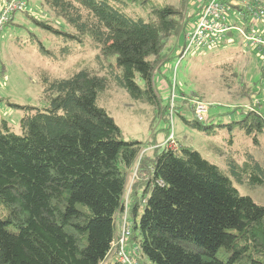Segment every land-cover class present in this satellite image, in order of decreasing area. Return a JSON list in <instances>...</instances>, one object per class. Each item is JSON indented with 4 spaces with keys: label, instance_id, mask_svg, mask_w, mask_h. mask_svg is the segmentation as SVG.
<instances>
[{
    "label": "trees",
    "instance_id": "1",
    "mask_svg": "<svg viewBox=\"0 0 264 264\" xmlns=\"http://www.w3.org/2000/svg\"><path fill=\"white\" fill-rule=\"evenodd\" d=\"M179 1L44 0L61 20L54 22L26 11V22L45 32L53 47L64 54L95 52L104 72L85 67L66 78L44 75L46 105H15L23 111L19 132L0 122V264L106 262L142 143L124 139L105 98L116 87L134 103L163 106L155 71L174 60L171 53L183 35L189 2ZM229 35L231 42L238 40L234 31ZM26 39L41 53L55 54L34 32ZM227 46L223 42L218 49ZM231 52L221 62L213 55L223 82L244 55ZM245 112L226 125H214L213 116L199 121L193 111L177 116L206 136L237 124L257 145L264 116L257 107ZM226 162L222 169L182 142L157 153L146 191L134 198L128 214L129 242L139 248V264H264V205L233 182L264 187V167L249 151L241 162Z\"/></svg>",
    "mask_w": 264,
    "mask_h": 264
},
{
    "label": "rangeland",
    "instance_id": "2",
    "mask_svg": "<svg viewBox=\"0 0 264 264\" xmlns=\"http://www.w3.org/2000/svg\"><path fill=\"white\" fill-rule=\"evenodd\" d=\"M7 1L0 0V9ZM27 1L26 10L16 12L13 22L0 33V68H4V72L0 74V122L8 121L16 132H19L23 111L15 105L39 108L46 105L42 95L44 75L51 79L66 78L85 67L100 75L104 72L100 68L95 52L64 54L57 47L54 48L51 45L53 42L47 39L45 32L42 33L26 22V11L39 19L52 22L61 20L44 5V0ZM173 1L179 2L176 5L180 4L179 0ZM185 2L189 3L185 8L183 35H186L191 24L195 23L197 15L191 16L190 19L189 15L195 13L199 6L192 0ZM258 2L264 9V0ZM236 12L237 9L231 11L233 21ZM235 22L242 27L247 25L248 21L240 19ZM252 26V31L264 36V21ZM30 32L39 36L45 46L53 48L55 54L52 56L43 54L37 49L36 43L27 42L26 38ZM235 34L238 40L229 42L230 46L193 51L186 55L175 69L180 60L181 36L179 46L177 45L171 53L175 57L174 60L162 67L159 65L155 71L156 88L163 101L160 109L134 103L123 90L116 87L108 92L105 98L106 108L122 129L124 139L142 143L141 153L128 175L124 196L127 214L134 198L145 193L156 155L169 144L172 134L174 138L171 142L187 143L205 159L222 169L227 168L226 158L232 157L235 161L241 162L246 151L252 153L264 167V134L260 136V143L255 145L236 124L232 130L227 126L216 127L218 134L206 136L190 128L177 116V112L180 111L190 116L192 111L195 112L197 103H203L208 107V117H214V125L216 123L226 125L240 120L244 117L245 111L252 107H257L264 116L262 59L250 44L241 39L237 32ZM231 51H243L244 55L237 57L233 74L227 82H223L220 72L213 69L212 64L215 61L213 55L216 54L215 56L219 57L218 61L221 62L224 56L234 55ZM244 83L247 85L246 90L242 85ZM229 113L235 114L229 116ZM233 182L241 194L248 195L256 203L264 205V187L249 189L238 185L234 179ZM121 216L122 214L118 218Z\"/></svg>",
    "mask_w": 264,
    "mask_h": 264
},
{
    "label": "built area",
    "instance_id": "3",
    "mask_svg": "<svg viewBox=\"0 0 264 264\" xmlns=\"http://www.w3.org/2000/svg\"><path fill=\"white\" fill-rule=\"evenodd\" d=\"M199 6L196 21L191 24L186 32L185 41L179 54L181 58L175 69L189 53L200 49L219 47L223 42H228L231 31L237 32L241 39L250 44L264 62V36L246 30L250 23L261 24L264 21V9L258 0H205L200 2ZM26 8V0H8L3 4L0 9V33L13 20L16 12L24 11ZM233 9H237L236 14L239 16V20L246 19L248 21L247 25L241 27L237 23L231 22ZM208 113L209 110L205 104H196L194 112L196 119L207 121ZM173 138L174 135L172 134L169 138V144L165 148L176 145V143L171 142ZM124 214L120 230L112 245L111 254L115 256L118 264H139V248L138 246H131L129 242L132 229L128 219L127 207Z\"/></svg>",
    "mask_w": 264,
    "mask_h": 264
},
{
    "label": "crops",
    "instance_id": "4",
    "mask_svg": "<svg viewBox=\"0 0 264 264\" xmlns=\"http://www.w3.org/2000/svg\"><path fill=\"white\" fill-rule=\"evenodd\" d=\"M235 20H239V16L236 14L235 16H234V21L232 20V17H231V22H233V23H237V22H235ZM254 24H256V23H253V25ZM235 33V32H234ZM233 37H231L230 35H229V41H232L233 39H232ZM183 39H184V41H185V37H184V35H182V42H183ZM228 41V42H229ZM177 45L179 46V44L177 43ZM176 45V46H177ZM181 45H183V44H181ZM11 113H13V112H11ZM120 230V229H119ZM113 261V262H112ZM111 263H116V259H115V256L114 255H112V254H110L109 255V257L107 258V260H106V262L104 263V264H111Z\"/></svg>",
    "mask_w": 264,
    "mask_h": 264
},
{
    "label": "bare ground",
    "instance_id": "5",
    "mask_svg": "<svg viewBox=\"0 0 264 264\" xmlns=\"http://www.w3.org/2000/svg\"><path fill=\"white\" fill-rule=\"evenodd\" d=\"M124 215V214H123Z\"/></svg>",
    "mask_w": 264,
    "mask_h": 264
}]
</instances>
